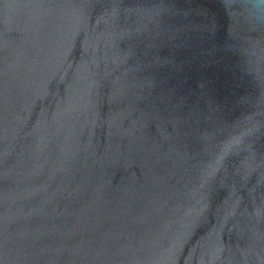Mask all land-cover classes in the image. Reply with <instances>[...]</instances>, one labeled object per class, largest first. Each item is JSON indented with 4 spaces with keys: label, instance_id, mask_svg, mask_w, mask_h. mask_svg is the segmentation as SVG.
<instances>
[{
    "label": "water",
    "instance_id": "water-1",
    "mask_svg": "<svg viewBox=\"0 0 264 264\" xmlns=\"http://www.w3.org/2000/svg\"><path fill=\"white\" fill-rule=\"evenodd\" d=\"M0 264H264V0H0Z\"/></svg>",
    "mask_w": 264,
    "mask_h": 264
}]
</instances>
